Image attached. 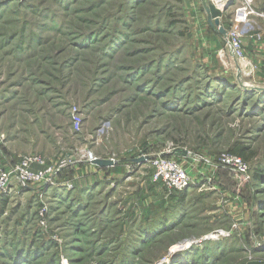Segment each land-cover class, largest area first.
<instances>
[{"label": "rangeland", "instance_id": "obj_1", "mask_svg": "<svg viewBox=\"0 0 264 264\" xmlns=\"http://www.w3.org/2000/svg\"><path fill=\"white\" fill-rule=\"evenodd\" d=\"M25 156L55 172L0 197V264H264V0H0V167Z\"/></svg>", "mask_w": 264, "mask_h": 264}, {"label": "built area", "instance_id": "obj_2", "mask_svg": "<svg viewBox=\"0 0 264 264\" xmlns=\"http://www.w3.org/2000/svg\"><path fill=\"white\" fill-rule=\"evenodd\" d=\"M243 11L244 9L238 10V17L240 20H242L240 13ZM225 38L233 51L241 56L240 34L232 29L226 32ZM79 123V119H76V127H79ZM71 158L78 162H92L96 159V155L91 150L82 149L74 153ZM222 162L233 166L238 173H247V164L237 155L225 154L222 157ZM32 164H36L39 167L32 170ZM54 172L55 169L53 166L47 165L44 159L37 156H25L20 159L19 163L13 166L0 167V197L10 184H24L30 181L37 182L48 180ZM186 177V172L176 161L170 159H157L154 161L153 178L154 180L162 181L167 187L171 189H181L184 184H186Z\"/></svg>", "mask_w": 264, "mask_h": 264}, {"label": "water", "instance_id": "obj_3", "mask_svg": "<svg viewBox=\"0 0 264 264\" xmlns=\"http://www.w3.org/2000/svg\"><path fill=\"white\" fill-rule=\"evenodd\" d=\"M207 12V22L210 27L216 29L222 36H226V30L220 23V10L213 4L209 3L206 7ZM92 163L97 164L99 166L111 165L112 161L110 159H100L96 158L92 161Z\"/></svg>", "mask_w": 264, "mask_h": 264}, {"label": "trees", "instance_id": "obj_4", "mask_svg": "<svg viewBox=\"0 0 264 264\" xmlns=\"http://www.w3.org/2000/svg\"><path fill=\"white\" fill-rule=\"evenodd\" d=\"M231 152L234 153V154H236V155H239V156H241V157H245L242 148H240V149H232Z\"/></svg>", "mask_w": 264, "mask_h": 264}, {"label": "bare ground", "instance_id": "obj_5", "mask_svg": "<svg viewBox=\"0 0 264 264\" xmlns=\"http://www.w3.org/2000/svg\"><path fill=\"white\" fill-rule=\"evenodd\" d=\"M212 2H213V1H212ZM218 5H219V4H218ZM218 5H217V6H218ZM218 7H219V6H218Z\"/></svg>", "mask_w": 264, "mask_h": 264}]
</instances>
